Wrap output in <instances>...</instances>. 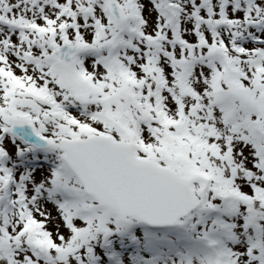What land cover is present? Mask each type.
<instances>
[{"label": "snow or ice", "instance_id": "1", "mask_svg": "<svg viewBox=\"0 0 264 264\" xmlns=\"http://www.w3.org/2000/svg\"><path fill=\"white\" fill-rule=\"evenodd\" d=\"M0 264H264V0H0Z\"/></svg>", "mask_w": 264, "mask_h": 264}]
</instances>
